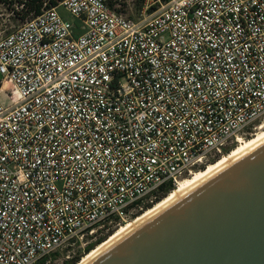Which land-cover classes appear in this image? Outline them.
Instances as JSON below:
<instances>
[{
    "label": "built area",
    "instance_id": "2783aa9c",
    "mask_svg": "<svg viewBox=\"0 0 264 264\" xmlns=\"http://www.w3.org/2000/svg\"><path fill=\"white\" fill-rule=\"evenodd\" d=\"M111 1L0 28V264L82 261L264 124V0Z\"/></svg>",
    "mask_w": 264,
    "mask_h": 264
},
{
    "label": "water",
    "instance_id": "95a60500",
    "mask_svg": "<svg viewBox=\"0 0 264 264\" xmlns=\"http://www.w3.org/2000/svg\"><path fill=\"white\" fill-rule=\"evenodd\" d=\"M87 264H264V143Z\"/></svg>",
    "mask_w": 264,
    "mask_h": 264
},
{
    "label": "bare ground",
    "instance_id": "6f19581e",
    "mask_svg": "<svg viewBox=\"0 0 264 264\" xmlns=\"http://www.w3.org/2000/svg\"><path fill=\"white\" fill-rule=\"evenodd\" d=\"M237 142L238 145L230 154L223 156L215 164L208 165L204 171L195 172L190 177H187V179L184 178L180 180L177 187L166 198L154 205L153 208L144 212L132 222H129L127 225L121 228V230L113 233L106 242L99 245L89 254L85 255V257H83L82 261L79 264H87L88 262H90V260L104 251L107 247L111 246L114 242L127 235L138 224L163 210L165 207L169 206L170 204L181 198L183 195L187 194L193 188H195L220 170L224 169L235 160L241 158L243 155L247 154L257 146L264 143V125H261L258 128L257 134L253 135L249 140L239 139Z\"/></svg>",
    "mask_w": 264,
    "mask_h": 264
},
{
    "label": "rangeland",
    "instance_id": "374dc122",
    "mask_svg": "<svg viewBox=\"0 0 264 264\" xmlns=\"http://www.w3.org/2000/svg\"><path fill=\"white\" fill-rule=\"evenodd\" d=\"M18 1L20 0H0V28L4 33H8L9 31L17 29L26 20L29 19L28 16L26 19H23L25 11L23 10L22 6L19 5ZM144 1L145 0H114V2H116V4L114 5V8L119 14H122L124 17L130 20L136 21L140 19V13L143 8ZM59 11L62 15H64L68 19H72V17L69 14H67L64 11V9H60ZM0 79H1V75H0ZM0 103L4 107H8L10 105V102L4 92L0 93ZM260 123H263V122L262 121L259 122L258 123L259 126L261 125ZM257 132H258V129L255 130V134H257ZM248 139H250V137L244 140H248ZM224 156H226V154ZM128 223L122 225V227H117L116 229L113 230V232L115 233L121 230V228H123ZM101 233L98 234L96 238H99L102 235L107 234V231L103 230L101 231Z\"/></svg>",
    "mask_w": 264,
    "mask_h": 264
},
{
    "label": "trees",
    "instance_id": "16d2710c",
    "mask_svg": "<svg viewBox=\"0 0 264 264\" xmlns=\"http://www.w3.org/2000/svg\"><path fill=\"white\" fill-rule=\"evenodd\" d=\"M58 1L60 0H20L18 1L19 5L22 6L23 10L25 11V14L23 16V19H26L27 16L28 18L30 16H37L41 13V9L43 7V4L45 2H48L50 6H56L58 4ZM116 4V2H114V0H112L110 2V5L112 7H114V5ZM249 140V139H248ZM235 149V146L232 147L231 149H229L226 153L230 154L233 150ZM221 158L213 161L210 163L211 164H215L218 160H220ZM205 168H201L198 171H204ZM175 188L170 185L167 184L163 189H162V193L161 195L158 197V199L154 202L153 205H147L144 208V211L137 214L135 217H139L141 214H143L144 212H146L147 210L153 208L154 205H156L157 203H159L160 201H162L164 198H166ZM122 227V226H121ZM117 231V230H116ZM113 230H110L109 232H107V234H104L103 236L99 237L95 242L89 244L85 250V255L89 254L91 251H93L94 249H96L99 245L103 244L104 242H106L113 234ZM81 260V257H76L74 258L72 261L65 263V264H78Z\"/></svg>",
    "mask_w": 264,
    "mask_h": 264
}]
</instances>
